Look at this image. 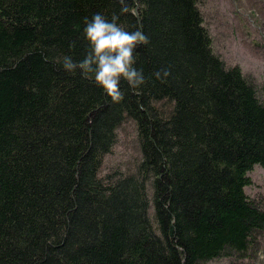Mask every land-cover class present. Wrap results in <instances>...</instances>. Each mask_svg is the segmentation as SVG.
I'll return each instance as SVG.
<instances>
[{"label": "trees", "instance_id": "obj_1", "mask_svg": "<svg viewBox=\"0 0 264 264\" xmlns=\"http://www.w3.org/2000/svg\"><path fill=\"white\" fill-rule=\"evenodd\" d=\"M199 1L0 0V264L249 254L264 231V208L244 191L264 168V99L213 50ZM97 11L149 38L137 60L146 82H122L120 101L62 67L64 54H85L83 18ZM125 120L135 170L101 175Z\"/></svg>", "mask_w": 264, "mask_h": 264}, {"label": "rangeland", "instance_id": "obj_2", "mask_svg": "<svg viewBox=\"0 0 264 264\" xmlns=\"http://www.w3.org/2000/svg\"><path fill=\"white\" fill-rule=\"evenodd\" d=\"M198 7L212 38L213 50L227 66L238 65L264 99V0H200ZM103 160L100 174H130L140 157L134 123L125 120ZM244 187L250 199L264 208V168L255 165ZM200 264H264V231L255 236L249 254L223 256Z\"/></svg>", "mask_w": 264, "mask_h": 264}, {"label": "clouds", "instance_id": "obj_3", "mask_svg": "<svg viewBox=\"0 0 264 264\" xmlns=\"http://www.w3.org/2000/svg\"><path fill=\"white\" fill-rule=\"evenodd\" d=\"M127 3H122L121 12H127ZM83 36L88 48L80 59L64 54L60 59L63 69L79 71L80 75L92 79L113 101L124 96L122 82L138 90L146 82L141 67L137 66L140 45L148 44V36L142 26L129 30L122 26L119 15L113 13L109 18L103 12H94L83 18ZM158 79H165L169 70H157Z\"/></svg>", "mask_w": 264, "mask_h": 264}]
</instances>
